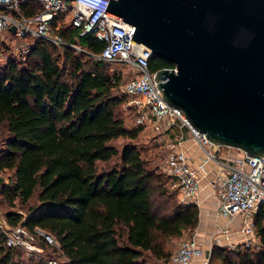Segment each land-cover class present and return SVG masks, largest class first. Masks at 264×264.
Segmentation results:
<instances>
[{"label":"trees","instance_id":"1","mask_svg":"<svg viewBox=\"0 0 264 264\" xmlns=\"http://www.w3.org/2000/svg\"><path fill=\"white\" fill-rule=\"evenodd\" d=\"M43 9L38 0H24L21 11L32 15ZM62 16L55 14L52 26L67 42L63 45L27 35L33 40L24 53L3 58L9 45L0 40L5 217L51 234L57 244L39 233L38 243L68 264H147L146 250L171 261L165 239L198 225L199 204L177 199V190L168 184L171 176L151 167L133 141L146 124L125 123L123 71L93 55L105 41L94 31L80 34L72 23L63 24ZM148 66L155 71L174 63L152 55ZM121 136L129 140L119 149L112 140ZM253 219L260 246L230 248L215 242L208 264H264V204ZM19 248L7 243L0 227V264H30L21 259Z\"/></svg>","mask_w":264,"mask_h":264},{"label":"built area","instance_id":"2","mask_svg":"<svg viewBox=\"0 0 264 264\" xmlns=\"http://www.w3.org/2000/svg\"><path fill=\"white\" fill-rule=\"evenodd\" d=\"M23 1L0 0V30H9V26L15 24L16 35L43 36L60 45L67 43L52 26L54 15L69 7L67 0H38L44 9L32 15L22 13ZM108 1L73 0L70 5L74 11L72 23L80 28L81 34L94 31L98 38L105 41L102 51L93 54L95 57L132 64L135 75H125V79L120 82V89L127 95L125 104L135 112L137 122L149 125L163 135L167 151L163 169L171 176V184L177 190L179 200L199 203V192L206 176L217 196L218 213L228 218L226 222L216 225L211 238L201 240L193 234L181 239L171 254V263L208 264L214 242L230 248L236 246L233 244L234 232L240 233L243 243L249 245L258 237L253 215L264 204V156L253 155L240 148H236L233 155H219L222 144L210 140L190 122L181 108L163 97L155 79V71H151L148 66L152 48L133 38L134 24L105 11ZM59 25L60 22L57 27ZM29 45L30 42L24 46V50ZM73 46L81 49L76 43ZM126 72L130 73V70ZM188 139L191 144L186 142ZM193 144L203 153L196 164ZM211 168L216 172L209 177ZM240 214L243 219L235 229L231 220ZM0 227L6 234L8 244L25 250L44 248L36 241L38 233L43 234L50 243L57 244L53 236L44 230L37 228L32 231L21 222L11 224L2 214ZM46 262L68 264L56 256H49Z\"/></svg>","mask_w":264,"mask_h":264},{"label":"water","instance_id":"3","mask_svg":"<svg viewBox=\"0 0 264 264\" xmlns=\"http://www.w3.org/2000/svg\"><path fill=\"white\" fill-rule=\"evenodd\" d=\"M105 11L174 63L155 79L193 125L264 156V0H109Z\"/></svg>","mask_w":264,"mask_h":264},{"label":"rangeland","instance_id":"4","mask_svg":"<svg viewBox=\"0 0 264 264\" xmlns=\"http://www.w3.org/2000/svg\"><path fill=\"white\" fill-rule=\"evenodd\" d=\"M72 1L73 0H67L69 7L66 9H63V11L60 12L63 14V16H62L63 24L72 23V18L74 16V11L70 7ZM33 24H35V23H33ZM76 27H78V26H76ZM0 40H3L5 42V44L9 45V49H7L8 47L3 49L2 56L4 58L7 54H9L11 52H14L16 54L24 53V51H25L24 46L27 43L31 42L33 40V38L30 36L11 35V34H9V32L5 28H3L0 30ZM109 62H110L109 64H110L111 69L123 71L124 79H125V75L126 76L127 75H135L132 72L133 66L131 63H127V64L122 63L120 60H112ZM127 69L130 70V73L126 72ZM120 111H121L122 115L124 116L125 123L128 126H133L136 123H138L136 121L135 112L130 107H128L125 104V102L121 105ZM163 138H164L163 135H161L159 132L152 129L149 125H145V128L143 129V131L133 141L138 145V147L140 148V150L142 152V155L146 158V160L148 161V163L151 167L156 168L158 171L165 172L163 169V163H164L167 151L164 147L165 141L163 140ZM127 140H129V138L121 136V137H118L116 139H113L112 142L119 149H121L123 143ZM236 148L237 147L222 144L220 150L218 151V154L222 155V156L228 155L229 149H236ZM114 159H116V158H114ZM113 160H111L110 162H100V163H101V165L102 164L109 165L110 163H113ZM170 182H172V179H171V181H168V184ZM170 187L172 189L175 188L174 186H172V184H170ZM178 198L179 197H177V199ZM34 201H35V197H33L30 200L31 203H33ZM6 208H7V206L4 203L0 202V214L5 216L4 211ZM14 208L19 210V211H22L24 213L26 212V208L20 207L19 205L14 206ZM216 208H217V206H216ZM216 213H217V210H216ZM207 216H209V215H207ZM223 217H225V216H223ZM226 217H225V219H226ZM242 219H243V216L240 214V215H235L234 218L231 220V224L233 225V227L235 229L238 228V226H240ZM214 223L217 225L219 223V220H217V219L214 220ZM216 225L214 227H212L213 225L209 224L208 228L206 230L207 232L203 236H205V238H206V236L209 233L208 231L212 230L209 233V235L207 236L208 238H211V234H212L213 230L215 229ZM198 226H199V223L192 230L186 229L180 235H172V236L167 237L165 239L167 249L173 253L176 250L178 243L181 239L189 237V236L198 232V229H199ZM234 235L235 236H234V243L233 244H236L235 248H237L239 246H241V247L251 246L252 248H258L260 246L259 236L256 237L255 239H253L249 245H246V243H243V241H242L243 240L242 236L237 237V235H239L238 232H234ZM37 243H38V241H37ZM219 244H221V243H219ZM19 249L21 251V259L25 260L27 263H30V264L31 263L32 264H39L38 261H40V260L42 261V263L46 262V259L49 256H53L55 253V252H53L52 248H50V247H48V248L44 247L42 250L35 249L32 251L25 250L24 248L22 249V247ZM59 258H60V260H64L63 256H61ZM145 258H146L147 264H172L170 260H165L163 258H159V257L155 256L150 250H146Z\"/></svg>","mask_w":264,"mask_h":264},{"label":"crops","instance_id":"5","mask_svg":"<svg viewBox=\"0 0 264 264\" xmlns=\"http://www.w3.org/2000/svg\"><path fill=\"white\" fill-rule=\"evenodd\" d=\"M188 144L190 143L191 144V141L190 139H188L186 141ZM195 149V154H196V157H195V162L194 164H196L198 162V160H200L202 158V151L200 150V148H197L195 144H193L192 146V150ZM236 153V150L235 149H229L228 150V155H233ZM213 165V163H212ZM214 166V165H213ZM215 169L211 168V171H210V176H213L214 173H215ZM203 187L201 188L200 192H199V208H200V220H199V229H198V232L195 233L196 237L201 239V240H204L206 238H208L207 236L209 235V233L212 231H208V235L206 236H203L204 234H206V230L208 228V225L212 224L214 227L216 224L214 223V220H219V223H223V222H226L227 221V217L225 219V217H223L224 215L222 214H219L218 211L216 213V206L218 204V200H217V196L216 194L213 192L212 190V187L210 185V183L208 182V178L205 176L203 178V183H202ZM209 215V216H207ZM211 216V217H210ZM223 218V219H222ZM225 219V220H224ZM233 219V218H232ZM216 222V221H215ZM203 229V230H202ZM234 233L232 234V237L234 238ZM242 235H237V237H240Z\"/></svg>","mask_w":264,"mask_h":264}]
</instances>
